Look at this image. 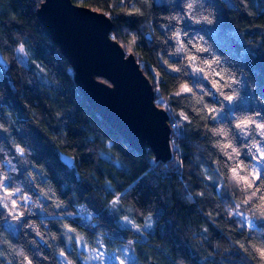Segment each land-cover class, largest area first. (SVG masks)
<instances>
[{
  "label": "clouds",
  "instance_id": "clouds-1",
  "mask_svg": "<svg viewBox=\"0 0 264 264\" xmlns=\"http://www.w3.org/2000/svg\"><path fill=\"white\" fill-rule=\"evenodd\" d=\"M27 3L36 15L47 6ZM107 6L108 21L117 8L142 18L136 28L94 20L120 63L147 81L151 109L164 117L166 155L147 141L138 151L91 120L70 129L75 109L58 98L84 100L75 66L51 52L50 37L40 52L30 33L10 41L0 32V264H264V86L258 70L206 31L223 34L245 59H264V39L246 41L240 19L264 16V0ZM26 85L47 97L43 111L29 101L18 114L7 103L8 89L26 98ZM43 148L52 156L42 158ZM183 206L196 223L168 211Z\"/></svg>",
  "mask_w": 264,
  "mask_h": 264
},
{
  "label": "water",
  "instance_id": "water-1",
  "mask_svg": "<svg viewBox=\"0 0 264 264\" xmlns=\"http://www.w3.org/2000/svg\"><path fill=\"white\" fill-rule=\"evenodd\" d=\"M45 4L35 16L67 63L75 66L79 90L91 110L138 151L147 141L165 156L164 117L151 109L147 81L135 73L131 62L121 64L115 44L111 48L104 40L94 18L108 21L107 16L71 0H45ZM104 27L115 25L108 21Z\"/></svg>",
  "mask_w": 264,
  "mask_h": 264
},
{
  "label": "trees",
  "instance_id": "trees-1",
  "mask_svg": "<svg viewBox=\"0 0 264 264\" xmlns=\"http://www.w3.org/2000/svg\"><path fill=\"white\" fill-rule=\"evenodd\" d=\"M75 5H82L87 8H92L97 12H107V0H71ZM0 4L4 5L3 11L0 12V32L3 35L7 36V38L12 41L16 36L17 32H27L31 34V37L41 42V47L39 49L40 52L44 51V46L48 44L49 34L46 33L44 28H42L41 24L39 23L38 19L36 18L35 14L31 12V9L28 6L27 0H12L11 7L7 6V0H0ZM21 6L24 8H28L27 12L21 11ZM113 15L117 16L118 19L112 20L115 28H119L121 26H125L127 21H132L131 24L128 26L132 28H136L138 25V20L142 19L139 17H135L134 13L129 12L125 14V10L122 8H117ZM230 13L225 12V18H231ZM241 21L247 24V28L243 29L248 33L245 36V40H255L260 41L264 39L259 35V32L264 31V16H261L258 20L254 23L249 22L247 18V14H243L240 17ZM40 28L41 30L38 31L37 29ZM207 34L209 35L210 39H213L218 46L222 48V50L227 51L230 55H232L238 61H243L245 66L248 67L250 70H258L259 71V82L262 86H264V59L252 60L250 57L245 59L240 55L239 46H236L230 43L223 34L217 35L215 31L206 30ZM42 32L46 35H42ZM52 40V39H51ZM147 51V49H146ZM51 52L56 53L60 52L58 46L52 41ZM62 56V54H61ZM63 57V56H62ZM43 59V57H39ZM67 62V60H66ZM63 65H60L57 68L58 72H61ZM13 79H16L15 73H11ZM150 76V74H149ZM62 82L68 84L70 87V82L66 81L63 77H61ZM99 79V78H98ZM103 81L104 79H100ZM105 81V80H104ZM17 84H19V80H17ZM0 88L7 89V82L4 80L2 76H0ZM42 90H37L33 88H28L27 85L25 86V97L22 98L17 94H13V92L8 89L7 90V103L11 105V107L18 113L23 114L28 106V102H32L34 105L39 104L41 110L43 111L46 106L49 104L46 96H41L40 92ZM67 91V89H66ZM59 101L63 104L64 108L66 109H75V119L76 124L70 125V129H76L81 124H87L89 120H91L97 127L101 129H105L106 133L110 136H117L121 137L117 132H115L110 126L103 122L102 120H96V112H93L89 107L87 101L83 100L79 104L75 102V94L69 93L67 95H61ZM74 138H79V133L73 132L72 133ZM83 154V152H82ZM52 156V153L48 148H43L41 150V157L46 158ZM54 159V157H53ZM85 163H89L86 159ZM86 195V193H85ZM170 213L176 215L181 223L187 222L191 220L193 223H196L199 220L198 216H194L192 212L188 211L187 206H183L180 209H168ZM191 264V261H189Z\"/></svg>",
  "mask_w": 264,
  "mask_h": 264
},
{
  "label": "rangeland",
  "instance_id": "rangeland-1",
  "mask_svg": "<svg viewBox=\"0 0 264 264\" xmlns=\"http://www.w3.org/2000/svg\"><path fill=\"white\" fill-rule=\"evenodd\" d=\"M94 10V9H93Z\"/></svg>",
  "mask_w": 264,
  "mask_h": 264
}]
</instances>
